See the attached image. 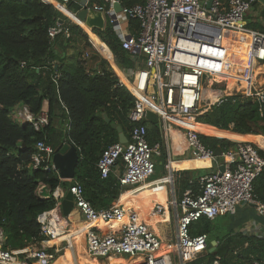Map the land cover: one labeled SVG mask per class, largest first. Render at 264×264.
I'll list each match as a JSON object with an SVG mask.
<instances>
[{
	"label": "trees",
	"instance_id": "obj_1",
	"mask_svg": "<svg viewBox=\"0 0 264 264\" xmlns=\"http://www.w3.org/2000/svg\"><path fill=\"white\" fill-rule=\"evenodd\" d=\"M53 1L65 6L72 14L81 10L82 0ZM118 1L123 8L144 3V0ZM92 4L104 5L102 0H91L89 5ZM58 13L52 4L43 0H0V229L4 235V250L42 248L45 237L40 232L37 218L53 209L52 191L66 189L70 184L61 180L55 171L45 169L49 162L33 166L35 156L44 157L36 149L38 142L51 147L55 153L65 143L77 149L79 159L74 181L81 185L85 200L95 210L108 209L121 191L112 175L107 179L100 178L96 164L107 147L118 143V133L112 125L119 126L130 140L133 124L128 117L134 98L119 83L114 73L120 75L116 68L113 67V71L109 62L91 48L81 28L86 29L84 25H75L65 19L63 25L68 28L70 38L59 36L51 40L48 37V29L58 22ZM247 15L246 27L264 33V7L256 4ZM123 27L131 39L139 33V23L135 19H124ZM92 33L108 48L120 71L133 70V63L142 67L141 57H132L122 49L108 20L103 29H92ZM97 38H91L92 46L109 58L107 49ZM69 48L76 51L75 55H68ZM86 48L90 51H85ZM87 52L90 53L88 57ZM228 79L226 94L235 95L211 106L196 118V122L233 134L264 139V117L256 100L238 94L250 91V88L247 91V85H252V78L239 81V84ZM253 83L258 87L262 85V81ZM207 93L202 92V101ZM22 106L35 118L46 113L47 124L35 130L32 124L15 120L13 111ZM200 109H204L202 104ZM146 125L148 142L152 145L159 140L158 127ZM202 133L206 134V131ZM199 139L213 152L219 147L224 153L237 145L203 135H199ZM255 148L264 159V152ZM213 171L214 168L182 172V191L192 190L198 194L200 178ZM40 189H44L41 195ZM44 191L50 193L43 195ZM253 194L257 201L264 203V171L253 181ZM139 214L161 237L157 225L166 224L167 219L150 221L141 212ZM215 220L200 218L190 225V236L206 235L208 243L216 241L217 247L213 253L206 251L188 264H214L216 261L217 264H264V239L244 236L235 232L233 226H228L222 233L225 225L223 222L217 224ZM115 225L119 227L110 223L105 228L116 231ZM160 241L163 253L166 242Z\"/></svg>",
	"mask_w": 264,
	"mask_h": 264
},
{
	"label": "built area",
	"instance_id": "obj_2",
	"mask_svg": "<svg viewBox=\"0 0 264 264\" xmlns=\"http://www.w3.org/2000/svg\"><path fill=\"white\" fill-rule=\"evenodd\" d=\"M90 1L82 0L81 10L100 13L113 26L122 49L132 57H141L143 62L142 67L133 63L135 68L124 73L131 89L119 82L134 98L128 117L133 126L127 144L116 143L102 152L96 164L100 178L107 179L118 161L123 165L118 179L122 190L137 191L154 175L153 158L160 155V146L148 142V127L144 123L146 111L154 113L163 127L169 123L181 130L193 158H206L216 164L214 152L204 147L195 130L196 118L201 114L202 77L212 79L218 75L219 84L226 85L228 78L239 84V81L252 78V65H264V33L248 29L245 23L246 15L259 1L144 0L143 4L130 8L121 6L119 14L113 10L115 3L120 4L118 0H102V6L89 5ZM114 14L116 17L112 19ZM131 18L139 23V33L133 39L123 27L124 19ZM226 32L248 37L243 48L246 60L242 59L241 69L234 73L232 69L237 63L226 47ZM59 36L68 39L70 32L63 23L56 22L48 29V37L54 40ZM249 88L248 93L241 94L254 98L264 117V89H255L253 85ZM13 112L15 120L32 124L35 130L47 124L46 113L35 118L25 106L16 107ZM36 149L44 157L35 156L33 166L38 167L46 161L49 166L45 169L56 172L51 163L54 150L43 142H38ZM221 159L222 164L217 165L214 172L200 179L198 194L186 190L177 201L151 207L153 215L164 209L167 217L176 223L175 240L165 244L163 253L162 242L135 210L124 209L121 204L95 210L85 200L81 185L72 181L67 191L82 218L81 226H68L61 213L59 195L52 192L53 209L37 218L45 237L42 248L4 250L0 229V264H53L66 250L74 251L76 235L82 236L86 255L93 260L128 257L138 260L136 264H188L207 250L206 235L189 234L190 225L200 218L212 221L233 215L242 205L252 207L257 216L264 218V203L257 201L253 194V181L264 171V159L257 149L251 143H238L235 149L222 153ZM220 166H224L222 173L218 171ZM161 183V180L152 182L150 191H156ZM141 195L135 194L136 197ZM110 223L119 226L117 233L99 232V228ZM57 240L60 242H55ZM49 243L52 245L47 247Z\"/></svg>",
	"mask_w": 264,
	"mask_h": 264
},
{
	"label": "crops",
	"instance_id": "obj_3",
	"mask_svg": "<svg viewBox=\"0 0 264 264\" xmlns=\"http://www.w3.org/2000/svg\"><path fill=\"white\" fill-rule=\"evenodd\" d=\"M43 1H45L49 4H52L62 14H64V12H62V10L67 12V9L65 8V6L60 5L59 3H57L53 0H43ZM62 7L65 8L66 10H64ZM69 18L71 19V21L74 18L75 24H77L75 17H72L70 15ZM81 28L89 35L90 40L92 37L97 38L88 29H85L84 27H81ZM102 45L107 49V53H109V55H110L109 58L103 56L102 53H100L99 51H97L93 47L94 52L97 53L102 58H104L106 61H108L112 69H113V67L116 68V70L120 73L121 76L119 74H117L114 71V69H113V71L117 75V77L119 78V82H121L126 88L130 89L131 85L127 81L125 74L115 66L110 51L108 50V48L103 43H102ZM67 51H68V55H72V52H70V50H67ZM86 54L88 57V55L90 53L87 52ZM258 66H263V65H258ZM253 75H254L253 77H258L262 80V85L259 88L264 89V78L262 79V74L253 73ZM218 85L220 86V88L218 90H213L210 94H208L209 97L207 98V96H205V98H204L205 100H203L200 103V106L202 104V106L204 107L203 110L201 109V114L207 112L211 106L220 103L219 101H221L223 98L235 95V94H229V95L226 94L227 89H228L227 84L226 85L218 84ZM212 99H214V100L212 101ZM155 126L158 127L159 140L154 144H159L160 155L155 156L153 158V161L155 164L154 175L145 183V185L143 187H140L137 191L133 192L129 188H126V189L124 188L123 190L121 189L117 200L112 205L120 204L121 198L125 196V201L129 204L130 208L135 210L137 213L141 212L140 210H142L143 208L142 209L134 208L132 198L136 197L135 194L141 195L145 192H148L151 189L150 187L154 185L151 183L152 182L154 183L157 180H161L162 183L160 186H157L158 189H156V192L160 191L161 195L166 199L167 202L177 201L180 199L182 192H183L181 189V183H182L183 178H184L181 175L182 172L194 171V170H199V169L207 170V169H212V168H214V171H215L217 168V165L222 164L223 159H221V157H220L221 161H219L216 158L217 159L216 164H214V163L212 164L210 162H198V161L193 160L190 149L188 148V146L186 144L185 137L183 135V132H181V130H179L177 127H175L174 125L169 124V123L167 125H165V127H163L161 125V123L158 122V125H155ZM197 126L199 127V129H197ZM195 128L198 131L199 135H203L206 137H214L217 139H225V140H229L231 142H234L236 144H238V143H251L252 145H254L255 147H257L258 149H260L261 151L264 152V139L261 137L253 136V135H237V134H233V133L228 132V131L218 130L214 127L204 125V124H200V123H197ZM204 130L206 131V134L202 133V131H204ZM154 144H152V145H154ZM122 173H123V165L121 164L120 161H118L116 168L114 169V171L110 175H112L118 181V179L122 175ZM41 190L42 189H40L38 191V193L40 195L42 193ZM52 192H54V193L57 192V194L59 195V201L58 202H59V204H61V201L64 199V197L68 191H67V188L66 189L57 188ZM49 193H46L44 191L43 195H47ZM250 208H252V207L242 205L236 209V212L233 215H227V216L219 217V218L220 219L224 218L222 221L223 225L225 224L224 222H226V224H228L229 227L233 226L235 232H239L244 236H253V237H256L259 239H261V238L264 239V218L257 216L255 214L254 209L249 210ZM60 209H61V207H60ZM141 213L146 217V212L144 209H143V212H141ZM64 218L67 220L68 226L70 228L77 227V226L79 227L82 224V218L74 206H73V210H72L71 214L67 218L66 217H64ZM146 219H147V217H146ZM172 222L175 223V221L173 219L167 218V223H166L167 225L162 224V223H159L157 225L159 230H160L161 237L153 231L152 227L148 223H146V222H144V223L147 224V226L159 238V240L163 239V240H165L166 244H169L168 242L172 241V243H173V241L175 240L176 223H175V231H172V228H173L172 226H171L170 231H167L165 233V230H167V228H169L168 226H169V224L171 225ZM115 227L117 228L116 231H111L113 229L108 228V227L107 228L102 227V228H99V232L100 233L102 232L103 234H105V233H117L119 231V228L116 225H115ZM83 241H84V239H83ZM51 245L52 244L49 243L47 247H49ZM84 245H85V243H84ZM76 250H77L76 245H74V251H76ZM82 257H86V256H82V253L78 252L77 259H79L80 262L82 260L81 259ZM108 259H111V258H107L104 262H102V260H98V261L94 260V263L95 264H100V263L107 264ZM76 261L77 260L74 259L72 256L71 260H69L68 262L74 264ZM119 261H121V264H131L132 263L131 261L134 262V261H138V260L133 259L131 261L125 262L121 258H112L111 261L108 262V264L109 263L111 264L113 262H119ZM254 264H257V263L254 262Z\"/></svg>",
	"mask_w": 264,
	"mask_h": 264
},
{
	"label": "water",
	"instance_id": "obj_4",
	"mask_svg": "<svg viewBox=\"0 0 264 264\" xmlns=\"http://www.w3.org/2000/svg\"><path fill=\"white\" fill-rule=\"evenodd\" d=\"M259 4L264 7V0H258ZM113 10L115 14H119L122 11V7L119 3H115L113 5ZM112 15L111 18H115L116 16ZM75 16V19L84 24L87 29L90 30L92 33V29H103L105 26V19L100 13H96L93 11H88L87 9H82L76 14H72ZM65 19H68L67 16L63 15L60 11L58 13V22L64 23ZM70 20V19H69ZM75 24V23H74ZM77 25V24H75ZM205 76L202 77V82H204ZM104 119L107 123H109V120L106 116H104ZM158 117L150 112L146 111L144 123L151 124V125H158ZM112 127L117 131L118 133V143L119 144H127L128 139L122 132V129L119 126L112 125ZM222 154V151L219 147H217L216 151L214 152L215 158H220ZM79 155L77 149L70 145L65 143L51 158V163L56 170V173L58 177L63 181L70 182L68 188L72 186V181L75 178V172L76 167L78 163ZM218 171L222 173L224 171V166H220L218 168ZM61 213L63 217H68L72 210H73V198L69 192L66 193L64 199L61 201ZM134 207L138 208V204L135 203ZM217 242L216 241H210L207 244V253H213L216 250Z\"/></svg>",
	"mask_w": 264,
	"mask_h": 264
},
{
	"label": "rangeland",
	"instance_id": "obj_5",
	"mask_svg": "<svg viewBox=\"0 0 264 264\" xmlns=\"http://www.w3.org/2000/svg\"><path fill=\"white\" fill-rule=\"evenodd\" d=\"M119 17H120V19L122 20L123 18H122V16L121 15H119ZM107 20V19H106ZM71 21V20H70ZM72 22V21H71ZM84 31V30H83ZM85 32V31H84ZM86 33V32H85ZM86 35H87V41H88V43H89V45L91 46V48L93 49V46H92V44H91V42H90V37H89V35L86 33ZM225 43H226V47L228 48V50H229V52H230V54H231V56H232V58H233V61H235L236 63H237V65H236V68H233L232 69V73H234V71H237V70H240L241 69V64H242V59L243 60H246V57L243 55V54H245L244 53V51H243V48H244V43H246V40H247V38L248 37H246V36H244V35H237V34H231V33H228V32H226L225 33ZM80 46L82 47L83 46V41L80 43ZM69 50H70V52H72V54L73 55H75V53H76V51H74V50H72L71 48H69ZM94 50V49H93ZM85 51H90V49L89 48H86L85 49ZM101 59H104V58H102L101 56H99ZM260 65V64H259ZM252 72L253 73H257V74H261V72H264V70H261V67L260 66H258V65H252ZM231 73V74H232ZM216 76H218V75H216ZM216 76H213V80L211 79V78H207V79H205L204 80V89H203V93L204 92H208L207 94H210L213 90H218L219 88H220V86L218 85L219 83H220V79L218 78V77H216ZM254 76V75H253ZM119 79V78H118ZM254 81H262L260 78H258V77H253L252 78V85H253V87H255V89L256 88H259L257 85H255L253 82ZM249 88V86L247 85V89ZM247 91H249V89L247 90ZM238 94H241V93H238ZM204 95H206V94H204ZM243 95V94H242ZM246 96V95H245ZM207 97H209V96H207ZM205 100V99H204ZM214 99H212V101H213ZM140 209H142V208H140ZM141 212H143V209L142 210H140ZM222 222V219H220V218H217L216 220H215V223H221ZM225 224V226H224V228L222 229V233H225L226 231H227V228H228V224H226V222H224ZM145 224V223H144ZM146 226H147V224H145ZM167 225V224H166ZM171 226L173 227L172 228V231H175V223L174 222H172V224L170 225L169 224V228H167V230H165V233L167 232V231H170V229H171ZM148 227V226H147ZM103 228H105V226L103 227ZM149 228V227H148ZM81 249H79L80 250V253H82V256H86V257H82L81 259V262H80V264H95L94 263V260H92V259H90L87 255H86V252H85V247H84V241L82 242V246L80 247ZM72 255H73V258L74 259H76L77 260V255H78V250H76V251H74V252H72ZM131 258H128V257H125V259H124V261L125 262H128V261H131V260H133V259H131ZM66 262L64 263V264H70L68 261L69 260H71V259H64ZM98 261V260H97ZM105 260H102V262H104ZM111 261V259H108L107 260V264H108V262H110ZM113 261V260H112ZM131 262H133V261H131ZM56 264H58V263H56ZM75 264V263H74ZM110 264V263H109Z\"/></svg>",
	"mask_w": 264,
	"mask_h": 264
},
{
	"label": "bare ground",
	"instance_id": "obj_6",
	"mask_svg": "<svg viewBox=\"0 0 264 264\" xmlns=\"http://www.w3.org/2000/svg\"><path fill=\"white\" fill-rule=\"evenodd\" d=\"M63 8V7H62ZM64 10H66L65 8H63ZM62 12H64V14L63 15H65V16H67L68 17V19H70L69 18V16L71 15L72 17H75L74 15H72V13H70L68 10H67V12H65V11H63L62 10ZM71 20V19H70ZM77 21V20H76ZM72 22L73 23H75V20H74V18H73V20H72ZM77 24L78 25H84V24H82V23H80V22H78L77 21ZM85 26V25H84ZM86 29H87V27H86ZM89 30V29H88ZM90 31V30H89ZM237 35H240V34H237ZM249 64H251V62L249 63ZM261 67V70H264V65L263 66H260ZM216 71V70H215ZM261 74H262V79L264 78V72H261ZM131 89V88H130ZM228 95V94H227ZM208 98V97H207ZM195 130H196V128H195ZM193 160H195V161H198V162H210L208 159H206V158H193ZM132 201H133V206L135 205V203L136 204H138V206H140V207H138L139 209L140 208H143L144 210H145V212H146V217H147V219L148 220H150V221H162V220H165V219H167L168 217H167V214H166V211L163 209V211H162V213H160V214H156V215H153L151 212H150V209H151V207L152 206H154V205H156V204H161V205H164V203H165V201H166V199L161 195V193H160V191H158V192H156V191H148L147 193H146V195H144V196H137V197H135V198H132ZM120 204L121 205H123V207H124V209H127V208H129L130 206H129V204L125 201V196L124 197H122L121 198V201H120ZM135 208V207H134ZM137 207H136V209H138ZM139 214V213H138ZM140 215V214H139ZM140 217H141V219L144 221V219L142 218V216L140 215ZM59 240H57V241H55V242H58ZM60 242V241H59ZM82 242H83V238H82V236L81 235H76V237L74 238V243H75V245H76V249L78 250V252H80V250L79 249H81L80 247L82 246ZM73 255H72V253H71V251L70 250H66L65 252H64V254L61 256V257H59L53 264H56V263H58V264H64L66 261H64V259H71V257H72ZM60 259V260H59ZM59 260V261H58ZM131 260V259H130ZM67 263V262H66ZM136 263H138V261H134V262H132L131 264H136ZM70 264H73V263H70ZM75 264H80V260L79 259H77V261L75 262ZM100 264H102V263H100ZM111 264H121V261H119V262H113V263H111Z\"/></svg>",
	"mask_w": 264,
	"mask_h": 264
}]
</instances>
